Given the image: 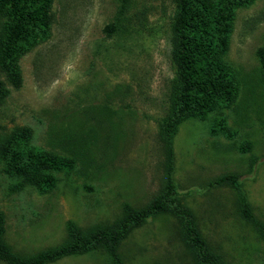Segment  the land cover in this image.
<instances>
[{"label": "rangeland", "instance_id": "obj_1", "mask_svg": "<svg viewBox=\"0 0 264 264\" xmlns=\"http://www.w3.org/2000/svg\"><path fill=\"white\" fill-rule=\"evenodd\" d=\"M121 0H54L50 38L14 55L18 88L4 83L0 145L16 127L30 144L74 161L54 172L48 191L13 190L0 159V217L11 251L30 257L63 244L73 222L84 231L141 209L164 186L165 154L158 121L166 115L173 78V0H127L128 34L105 28ZM2 21L0 20V29ZM264 0L234 12L226 60L237 95L222 111L230 136L211 132V119L183 121L172 141L173 180L209 248L226 264H264V241L242 219L238 193L211 186L240 176L254 215L264 223ZM3 80V77H1ZM121 264H194L175 219L159 215L123 241ZM0 264H4L0 262ZM53 264H115L102 252Z\"/></svg>", "mask_w": 264, "mask_h": 264}, {"label": "trees", "instance_id": "obj_2", "mask_svg": "<svg viewBox=\"0 0 264 264\" xmlns=\"http://www.w3.org/2000/svg\"><path fill=\"white\" fill-rule=\"evenodd\" d=\"M254 0H173L170 21L171 67L173 78L168 93L166 115L158 122L159 136L165 154L164 186L145 207L125 206L122 216L112 224L84 231L73 222L67 226L68 238L53 248L30 257L13 253L3 239V219L0 217V262L4 264H53L67 257L102 252L115 264L122 263L120 251L130 233L149 219L168 215L181 229L184 244L194 264H226L213 252L201 236L192 211L183 205L173 180L174 152L172 141L179 125L188 119H211L214 134L232 133L225 125L222 111L233 104L237 81L226 60L229 37L233 31L234 12ZM54 0H0V100L6 95L5 81L16 88L20 85L14 55L22 48L34 47L47 41L55 23ZM127 0H121L114 20L106 26L108 37L128 34ZM264 67V48L259 50ZM3 77V80L1 79ZM32 130L16 127L0 145L3 172L13 190L33 187L51 190L57 181L54 172H69L74 161L46 153L31 146ZM211 186L231 187L238 193V210L264 241V223L253 213L242 190L240 176L226 174L214 179Z\"/></svg>", "mask_w": 264, "mask_h": 264}]
</instances>
